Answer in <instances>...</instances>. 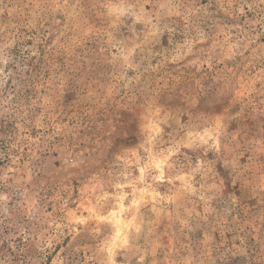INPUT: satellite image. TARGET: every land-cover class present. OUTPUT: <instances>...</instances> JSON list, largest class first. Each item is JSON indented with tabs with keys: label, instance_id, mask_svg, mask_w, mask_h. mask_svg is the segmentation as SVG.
<instances>
[{
	"label": "rangeland",
	"instance_id": "obj_1",
	"mask_svg": "<svg viewBox=\"0 0 264 264\" xmlns=\"http://www.w3.org/2000/svg\"><path fill=\"white\" fill-rule=\"evenodd\" d=\"M0 264H264V0H0Z\"/></svg>",
	"mask_w": 264,
	"mask_h": 264
}]
</instances>
